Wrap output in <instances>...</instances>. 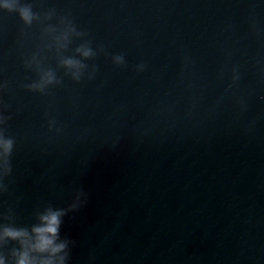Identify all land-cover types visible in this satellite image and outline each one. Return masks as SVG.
<instances>
[{
  "label": "water",
  "instance_id": "95a60500",
  "mask_svg": "<svg viewBox=\"0 0 264 264\" xmlns=\"http://www.w3.org/2000/svg\"><path fill=\"white\" fill-rule=\"evenodd\" d=\"M21 3L31 26L0 9V223L82 190L67 264H264V0Z\"/></svg>",
  "mask_w": 264,
  "mask_h": 264
},
{
  "label": "clouds",
  "instance_id": "9594fccd",
  "mask_svg": "<svg viewBox=\"0 0 264 264\" xmlns=\"http://www.w3.org/2000/svg\"><path fill=\"white\" fill-rule=\"evenodd\" d=\"M0 9L8 12H16L25 25L31 26L34 19H38L39 14L33 12L30 4H22L21 0H4L0 4ZM67 20V18H62ZM69 23H72L71 20ZM76 31V27H73ZM78 35H85L77 32ZM89 43H91L89 41ZM77 51H81L80 48ZM85 57L95 56L92 48L83 51ZM116 65L125 63L123 55L113 57ZM78 61L68 59L66 64H78ZM143 65L138 66V70H143ZM98 69L95 68V71ZM51 75V74H50ZM55 82V77L51 76L48 83ZM3 87V86H0ZM30 91L43 92V85L35 83L26 85ZM10 116L0 114V125H6ZM50 129L55 127V121H49ZM6 128H0V159L3 165L0 166V193L8 191L5 179L12 173L11 156L14 151L15 141L6 134ZM58 131V130H57ZM86 203V194L81 190L76 193L75 199L68 208L46 207L42 212L37 213V223L29 227H18L15 223V216L8 212L4 219L7 223H0V264H5V259H9V264H67L70 256V244L73 242L67 238H61V226L63 218L69 213L79 210ZM10 242H15L10 251L5 252L3 249Z\"/></svg>",
  "mask_w": 264,
  "mask_h": 264
}]
</instances>
